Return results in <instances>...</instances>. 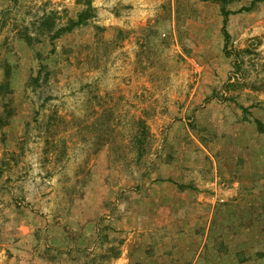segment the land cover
<instances>
[{
  "label": "rangeland",
  "instance_id": "374dc122",
  "mask_svg": "<svg viewBox=\"0 0 264 264\" xmlns=\"http://www.w3.org/2000/svg\"><path fill=\"white\" fill-rule=\"evenodd\" d=\"M87 1L0 0L14 111L0 127V264H39L52 242L101 264L137 255L132 233L151 220L143 199L164 167L213 161L223 115L264 114V1L229 15L230 56L223 9L253 0H91L89 18L52 39Z\"/></svg>",
  "mask_w": 264,
  "mask_h": 264
},
{
  "label": "crops",
  "instance_id": "0c3cea01",
  "mask_svg": "<svg viewBox=\"0 0 264 264\" xmlns=\"http://www.w3.org/2000/svg\"><path fill=\"white\" fill-rule=\"evenodd\" d=\"M230 116L223 115L205 149L213 161L186 160L184 175L178 163L164 167L168 177L154 182L143 199L151 220L132 233L138 254L109 264H264V133L255 119ZM255 118L264 123V114ZM142 246H153V254L139 253ZM45 264L86 261L64 254Z\"/></svg>",
  "mask_w": 264,
  "mask_h": 264
},
{
  "label": "trees",
  "instance_id": "16d2710c",
  "mask_svg": "<svg viewBox=\"0 0 264 264\" xmlns=\"http://www.w3.org/2000/svg\"><path fill=\"white\" fill-rule=\"evenodd\" d=\"M238 0H223V2L225 4L228 3H232ZM260 1H264V0H253L252 4L250 6H243L241 7L239 10H235V11H228L226 9H223V15H224V20H223V27H222V33L224 36V50L226 53V56H230V52H227V42L230 40L231 38V34L228 31L227 28V22H228V17L230 14H240V13H244V12H250L253 10L255 4L257 2ZM91 10H93V6H92V2L91 0H88L86 3V9L83 10L79 15H78V19L77 20H70L69 23H67V25L62 26L58 29L57 34L55 37H52V39L54 38H58L60 37L62 34L66 33V32H70L72 31L75 27L83 24L87 18H89L88 12H90ZM25 41L27 42L28 45H32L33 44V40L31 37L26 36L24 37ZM40 62H42L43 60L48 58V55H42L39 54L38 56ZM41 69H40V73L42 72V70H44L46 68V65H44L43 63L40 64ZM228 86H233V85H228ZM0 96H4L5 98H7L8 103L5 106V110L8 111L5 114H3L2 116H0V127L2 126H6L9 122V120L12 118V116L14 115V111H12L11 109H9V104H12V100H13V89L11 87V66L7 65L6 71L4 73V79L3 81L0 83ZM10 110V111H9ZM254 122L257 125L258 130L260 131V133H264V123L259 120L254 118ZM244 120H250L249 118H246ZM141 124L143 126L146 127L145 121H141ZM103 237H105L106 239H104V241L108 240V235H104ZM64 242H62L61 244H63ZM60 243H48L47 246L45 247V251L46 253H42V255L38 256L36 255L35 259L33 257V262L32 263H37L39 262V264H45V262H53L54 260L60 258L62 255H67L70 257H74V258H82L83 260L86 261V264H101L98 262H95L94 259L90 260L88 259V255L86 257H84L81 253H82V249L79 248H69L66 249L63 245H61ZM65 250V251H64ZM53 252H56L55 254ZM54 254V255H53ZM119 257V253H115L114 255L111 256V258H118Z\"/></svg>",
  "mask_w": 264,
  "mask_h": 264
},
{
  "label": "built area",
  "instance_id": "2783aa9c",
  "mask_svg": "<svg viewBox=\"0 0 264 264\" xmlns=\"http://www.w3.org/2000/svg\"><path fill=\"white\" fill-rule=\"evenodd\" d=\"M216 193H217V192H216ZM215 196H216V194H215ZM214 198H216V201L224 202V200H223V199H220L218 196H217V197H214Z\"/></svg>",
  "mask_w": 264,
  "mask_h": 264
}]
</instances>
